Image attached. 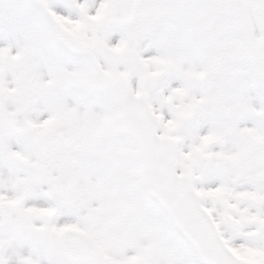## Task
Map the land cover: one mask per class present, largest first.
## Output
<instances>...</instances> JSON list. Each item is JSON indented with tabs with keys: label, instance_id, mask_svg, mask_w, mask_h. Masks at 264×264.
Returning <instances> with one entry per match:
<instances>
[{
	"label": "snow or ice",
	"instance_id": "obj_1",
	"mask_svg": "<svg viewBox=\"0 0 264 264\" xmlns=\"http://www.w3.org/2000/svg\"><path fill=\"white\" fill-rule=\"evenodd\" d=\"M0 264H264V0H0Z\"/></svg>",
	"mask_w": 264,
	"mask_h": 264
}]
</instances>
